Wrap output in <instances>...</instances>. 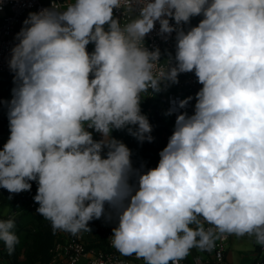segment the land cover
Segmentation results:
<instances>
[{"label":"clouds","instance_id":"9594fccd","mask_svg":"<svg viewBox=\"0 0 264 264\" xmlns=\"http://www.w3.org/2000/svg\"><path fill=\"white\" fill-rule=\"evenodd\" d=\"M122 8L135 14L123 26L114 17ZM195 16L203 18L184 31ZM157 21L161 35L176 32L175 64L170 54L158 73L159 48L144 46ZM23 25L9 61L15 87L0 187L20 193L36 181V211L54 231L77 235L93 219H115L112 247L144 264L210 251L214 233L264 246V0H73L31 12ZM193 71L202 85L194 114L176 117L155 168L134 169L112 130L134 125L131 135L152 142L141 94ZM14 227L0 220L9 255Z\"/></svg>","mask_w":264,"mask_h":264},{"label":"built area","instance_id":"2783aa9c","mask_svg":"<svg viewBox=\"0 0 264 264\" xmlns=\"http://www.w3.org/2000/svg\"><path fill=\"white\" fill-rule=\"evenodd\" d=\"M73 0H0V70L12 72L9 67L11 59V52L13 47L18 43L16 39L17 33L20 32L24 26L23 22L28 18L29 13L39 12L42 9L51 8L55 3L56 7L60 10L66 9L69 3ZM114 17L121 21V25L127 24L131 19L135 18V14L127 12L126 9H114ZM202 19V16H199ZM170 24L175 26L174 20H169ZM193 18L190 19L188 24H183L181 27L187 31L190 27H194ZM144 46L149 50H160V63L157 64L154 72H159L161 68L166 67V61L171 54L172 63L175 64L174 56L176 50V32L169 34H160V24L157 21L155 28L144 38ZM87 51L91 53L94 51L92 44L87 46ZM178 83L170 84L165 83L161 85V91L148 92L141 95L147 96L149 94L159 95L163 94L162 91L167 85L172 88L169 90L165 103V110L175 109L171 116L176 119L179 114L187 113L189 116L194 114V106L196 103V93L202 88L198 83L194 71L189 73H181L178 76ZM193 97L185 108H179L178 102L187 97ZM11 97H2L0 93V105H8ZM5 143L0 144V150H3ZM28 195V191L20 193H10L7 189L0 187V205H9L13 202H18L19 199ZM11 197V199H9ZM29 206L32 209L37 208V203L34 199L29 200ZM3 216L10 217L11 213L1 214L0 220L4 219ZM207 230L212 225L203 222ZM114 225L103 224L100 227V235H97L93 230L91 234L86 231H81L77 235H72L67 232L64 236L57 239L50 250V258L44 264H144L142 259H137L135 255L123 256L111 245V236L113 235L112 229ZM231 238L229 234L214 233V247L211 249L212 257L205 258L201 255H195L189 259H183L179 264H226V253L228 243ZM2 241H0V264H10V260L4 258L1 254ZM252 264H264V246L260 245L259 253L254 259Z\"/></svg>","mask_w":264,"mask_h":264},{"label":"trees","instance_id":"16d2710c","mask_svg":"<svg viewBox=\"0 0 264 264\" xmlns=\"http://www.w3.org/2000/svg\"><path fill=\"white\" fill-rule=\"evenodd\" d=\"M141 105H142V114H148L149 123L152 124L160 134L159 137L153 138L152 142H148L147 140L143 141L141 144L147 150V154L145 156L146 159L159 163V153L162 151L172 135V131L169 130L166 123L162 118V108H164L167 97L163 94L160 97L156 96L153 98H147L141 95ZM3 107V105H0ZM3 125L10 131L9 123L6 121H2ZM166 133V136L163 134ZM107 151L104 153L106 156ZM33 190L36 187V181L30 182ZM30 198L29 195L25 196L22 199H19L18 202L22 203V205L17 207V210L27 209L23 211L24 215L18 216L15 213H11L10 217L3 216L4 219H13L15 224L20 225L19 230H25V236L28 238L26 242L27 246L24 250H22L18 245L15 246V251L13 254L9 255L7 248H2L1 254L4 258L9 259L13 264H44L50 258V250L54 245L55 241L61 238V234L59 230L54 231L51 225V222L32 209L28 202ZM27 201V204L24 202ZM18 202H13L11 208L14 209ZM36 212L37 216L35 218V223L31 226H26L21 223V219L25 217L27 214H30L31 211ZM18 216V217H17ZM104 219L100 221H96L93 219L89 222V228L93 230L97 235H100V227ZM21 228V229H20ZM24 256V257H22Z\"/></svg>","mask_w":264,"mask_h":264},{"label":"rangeland","instance_id":"374dc122","mask_svg":"<svg viewBox=\"0 0 264 264\" xmlns=\"http://www.w3.org/2000/svg\"><path fill=\"white\" fill-rule=\"evenodd\" d=\"M192 18L195 19L196 17H192ZM92 46L94 48V44H92ZM13 77H14V73L13 72L1 71L0 70V93H2V97L3 98L5 96H9V97L12 98V95H13L12 94V90L15 87V84L13 82ZM171 88L172 87L170 85H167L165 87V89L162 91V93L164 95H167ZM146 97L147 98H153L155 96L152 95V94H149ZM159 97H160V95H159ZM140 107H141V110H142V105H140ZM2 109H4V107L0 106V117L3 120H5L7 123H9L8 111L6 109H4V110H2ZM144 115H146L147 118L149 117V115L147 113L144 114ZM136 127L137 126L129 125V126H127L125 128H122V129H113L112 132H111V137L115 138L116 140H119V141L123 142L131 150V153H132L131 161H132V167L134 169H139V170L146 171V170H148L150 168H155L158 164L156 162H154V161H151V160H148V159L145 158V156L147 154V150H146V148H144L142 146V144H141L142 142L137 140L133 135H131L129 133V128H131L133 131H135ZM152 129L153 130L151 132V136L153 138L159 137L161 133H159L157 131V129L153 125H152ZM87 130L92 132L94 140L98 141V140L102 139V135L100 133L96 132L94 129H87ZM163 135L166 136V133H164ZM106 151H107V149L105 148L104 149V153ZM129 183L132 184V185H135L136 184V177L132 176L129 179ZM37 187H38V184L36 183V187L33 190L31 189L30 191H28V195H29L30 199H33L34 196L36 195ZM25 203L27 204V201H25L24 204ZM20 205H22V203L18 202V205L14 209H12L11 205L1 204L0 205V213L1 214L15 213L18 216L24 215L23 211L27 210V209L17 210V207L20 206ZM38 207H39V205L37 204V208ZM36 209H35V211H36ZM105 212L106 213H112L113 212V210L110 208V206L107 203L105 204ZM36 216H37V214L33 210V211H31L30 214H27L25 217H23L21 219V223L23 225H26V226H31V225H33L35 223ZM113 216H114V213H113ZM101 219H104V221L102 222L101 225L108 224V225L116 226L115 219L108 220V219H106L105 216H102L100 219H95V220L96 221H100ZM18 227H20V225L18 226V224H15V227H14V229L12 231H14L15 234L19 238V243L17 245L22 250H24L26 248V246H27L26 242L28 241V238L25 236L26 232H25V230H23L24 228L23 229L20 228L21 230H19ZM61 236H64V232L61 233ZM5 247L6 246L2 242V248L4 249ZM22 257H24V256H22Z\"/></svg>","mask_w":264,"mask_h":264},{"label":"crops","instance_id":"0c3cea01","mask_svg":"<svg viewBox=\"0 0 264 264\" xmlns=\"http://www.w3.org/2000/svg\"><path fill=\"white\" fill-rule=\"evenodd\" d=\"M195 17H196L195 19L193 18V20H195L194 25L197 26L201 19L199 16H195ZM3 107L7 111L9 110L8 105H4ZM162 118L164 122L166 123L167 127L169 128V130L173 132L176 119H174L171 115L167 114L165 107L162 108ZM2 121H5V120H3L0 117V144L6 143L10 136V131L3 125ZM59 231H60V234L62 232H64V235L67 233L65 231H61V230ZM87 234L90 235L91 232H87ZM259 248H260V245H258L255 242L254 236L245 235L242 237H238L233 234L231 235V238L228 243V249L226 253V264H252V262L254 261V259L257 257L259 253ZM195 255H201L205 258H211L212 251L211 250L201 251L197 248H193L190 250L189 255L185 259L192 258ZM10 264H13V263L10 261Z\"/></svg>","mask_w":264,"mask_h":264}]
</instances>
